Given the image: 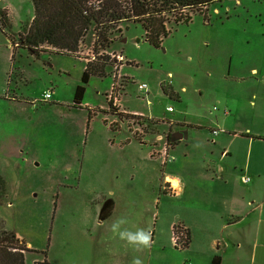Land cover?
I'll return each instance as SVG.
<instances>
[{
	"label": "rangeland",
	"instance_id": "rangeland-1",
	"mask_svg": "<svg viewBox=\"0 0 264 264\" xmlns=\"http://www.w3.org/2000/svg\"><path fill=\"white\" fill-rule=\"evenodd\" d=\"M241 6L252 10L251 21L259 27L256 15L257 10L264 8V0L213 2L207 12L191 14L188 23H173L174 15H169L166 28L170 32L159 47L145 41L141 24L124 25L105 50L120 53L131 63L124 64L119 72L120 76L128 78L121 82L119 90L121 109L141 114L150 125L155 123L160 133L156 138L164 139L169 122L191 120L197 112L204 116L218 112L219 108L212 105L207 94L200 96L196 91L198 81L193 80V76L198 68L195 61L198 56L204 59L209 55L206 42L221 32L228 13L238 12L246 17ZM2 7L7 9L9 25L0 27V54L9 51L11 62H1L4 66L0 71V96L10 80L4 73L7 68L8 73H14L10 96L14 94L18 100L0 98V177L3 180L0 232H14L17 241L28 246L23 252L25 264L44 260L47 264H80L86 243L81 246V240L73 238L76 232L70 231L68 225L76 224L88 212L103 210V204L87 206L91 199L119 204L118 213H123L127 210L125 204H130V211L136 216L149 219L150 215L157 216L163 198L172 196L156 189L147 200L144 198L145 184L155 180L151 172H141L145 164L141 157L151 152L154 138L136 135L134 127L129 131L126 124L119 122L127 117L125 114L117 115L118 118L106 113L113 81L112 64L107 61L104 76L89 77L84 86L83 108L52 104V100L42 103L46 90L58 86L61 91L68 92L69 87L75 89L81 84L79 61L71 56L45 53L39 55L42 65L28 50L11 45L7 37L16 36L27 26L33 15V5L30 0H6L0 2ZM92 42L89 33L84 38L82 52L85 56L93 52L96 57L93 63L100 66L103 61L98 54L103 50L98 46L93 48ZM30 57L33 60L26 61ZM51 57H56L55 63L69 71L53 72L47 66ZM80 66L82 69L83 65ZM22 67L26 71L23 76L19 71ZM139 83L146 84V94L137 91ZM167 107L173 112H168ZM114 123L121 126L116 133L108 128ZM143 127L146 128V124ZM182 128L184 126L175 124L172 132ZM169 157L175 163L177 155L173 152ZM115 168L122 178L118 183L112 171ZM160 168L157 167L159 174ZM156 181L155 188L159 179ZM167 204L176 207L173 204L177 202L171 200ZM168 210L171 208L166 212L162 210L159 218L173 217L174 213ZM84 240L87 238H82V242Z\"/></svg>",
	"mask_w": 264,
	"mask_h": 264
},
{
	"label": "crops",
	"instance_id": "crops-1",
	"mask_svg": "<svg viewBox=\"0 0 264 264\" xmlns=\"http://www.w3.org/2000/svg\"><path fill=\"white\" fill-rule=\"evenodd\" d=\"M241 7L246 17L238 12L228 13L226 23L221 24V32L206 42L209 55L204 59L198 56L195 61L198 68L193 76V80L198 81L196 91L200 96L207 94L209 101L212 105L216 104L219 111L212 116L197 112L191 120L169 122V130L163 134L166 138L186 133L185 139L174 141L168 150V156L173 152L177 155L175 163L169 157V161L162 165L161 158L151 156L162 149L166 140L156 143V136L160 133L155 123L150 125L147 122L143 129L144 136L154 139L151 152L141 157L145 161L141 172H151L155 180L145 184L144 198L147 200L156 189L157 192L158 189L162 191V183L167 181L177 183L178 193L171 198H163L157 216L150 215L149 219L136 216L130 211V204H125L127 210L118 213L116 208L119 204L91 199L87 206L103 204V210L100 213L88 212L76 224L68 225L70 231L76 232L73 238L81 240V246L86 243L83 263L80 264H132L136 258L143 264H211L216 256L221 257V264H264V8L257 10L258 27L251 21L252 10ZM208 9L207 6L203 13ZM7 40L10 43L9 36ZM45 53L52 54L39 53L33 58L38 61L39 55ZM10 57L9 51L0 54V71L4 66L1 62L7 63ZM55 58H48L50 63L47 64L53 72L69 71L56 64ZM31 59L27 58L26 61ZM77 60L83 74L86 63L80 58ZM80 64L83 65L82 69ZM19 71H22V76L26 74L23 67ZM4 73L10 77L3 92L9 93L6 99L18 100L14 94L10 96L11 76L14 73H8L7 68ZM75 89L69 87L68 92L61 91L58 86L51 89L52 104L71 106ZM181 91H184V87ZM119 113L128 117L119 121L127 125L131 119L129 115L133 113L120 106ZM114 124L108 128L116 133L121 126ZM175 124L184 128L172 132ZM127 129L130 130L128 125ZM158 166L161 167L160 174ZM112 171L115 183L121 181L119 170L115 168ZM244 177H248L249 182L244 183ZM158 179L159 184L155 188L153 186H156ZM171 200L177 202L173 204L176 207L167 206ZM168 208H171L169 212L174 213L173 217L159 218L161 211L166 212ZM118 220L125 221L120 225L121 231L148 232L149 246L145 249L120 240L111 231V226ZM175 221L182 223L189 233L188 246L183 251L173 249L170 243L171 227L176 224ZM85 237L87 240L83 243L82 238Z\"/></svg>",
	"mask_w": 264,
	"mask_h": 264
},
{
	"label": "trees",
	"instance_id": "trees-1",
	"mask_svg": "<svg viewBox=\"0 0 264 264\" xmlns=\"http://www.w3.org/2000/svg\"><path fill=\"white\" fill-rule=\"evenodd\" d=\"M30 1L33 5L32 19L16 36L9 35L10 44L28 50L31 55L49 52L78 58L76 54L79 51V46L89 33L93 41V48L98 46L102 50H107L114 42V36L120 34L127 23L141 24L145 41L154 47H159L163 38L167 37L170 32L166 28L169 15H174L173 23H188L191 20V14L196 11L203 13V10L211 3L222 0ZM188 12L191 13L187 14ZM7 18V10L1 9L0 27L4 28L9 25ZM43 45L51 47L52 50L41 48ZM100 59L103 61L100 66L93 63L96 60L85 64L81 84L76 87L71 107L83 108L81 102L84 86L90 76L97 75L101 77L105 75L108 58L100 57ZM124 80L128 79L123 77L122 83L126 82ZM32 104L35 105L33 102ZM108 112L114 116L123 115L118 113L110 102L106 113ZM122 119L126 120L128 117ZM143 121L144 124L147 123L146 120ZM139 122L141 121H137L136 124L144 126L142 122ZM128 128L131 129V125H128ZM167 139L171 147V144L175 142H172L170 137H167ZM2 190L3 180L0 177V192ZM17 240L18 238L14 232H0V264H25L23 252L27 248L21 240L19 242ZM188 242L189 233L185 248H187ZM19 246H23L24 249ZM36 264H47V262L44 260L36 262ZM211 264H221V257H214Z\"/></svg>",
	"mask_w": 264,
	"mask_h": 264
},
{
	"label": "built area",
	"instance_id": "built-area-1",
	"mask_svg": "<svg viewBox=\"0 0 264 264\" xmlns=\"http://www.w3.org/2000/svg\"><path fill=\"white\" fill-rule=\"evenodd\" d=\"M83 42L80 44L79 46V51L77 52L76 56L82 60L85 61V63L87 62H93L95 60V55L93 54V52L91 53V55H87L85 56V54L82 52L83 49ZM92 47H93V43H92ZM41 48H47L52 50L51 47H47V45H43L41 46ZM98 57H107L108 61L112 64V87H111V92L110 94L107 96V102L112 103V106L117 109L118 113H119V90L122 88L121 86V82H122V78L124 76H120L119 72L120 69L122 68V66L125 65H129L130 62L126 61L125 58L120 54V53H116V52H107L105 50L101 51L98 54ZM137 91L139 93L142 94H146L147 93V86L145 83H139L137 85ZM4 98H7L8 92H5L3 94ZM43 98V102L42 103H46L50 100L51 98V89L48 91H45L44 94L42 95ZM35 103V102H33ZM168 111H171V108L168 109ZM124 113V112H121ZM131 117V119H129L127 125H131V127H134V133H136V135H140L141 137H143L144 132L142 131L143 126L137 125V121H142L145 117L142 116L141 114H136L133 113L131 115H129ZM131 130V129H130ZM213 134H216L215 131H213ZM263 136H264V132H263ZM165 142L163 144V147L160 151H158L157 153L153 152L152 153V157H156L158 156L159 158H161L162 160V165L166 164L169 161V156H168V150L170 148V143L168 142L166 136H165ZM162 140H164V138L162 137H157L156 138V143L161 142ZM242 181L244 183L249 182V178L248 177H244L242 179ZM162 191L164 193H168L169 195H176L178 193V185H174L172 184L170 181H167L165 183H162V187H161ZM188 240V231L187 228L182 224V223H176L174 225H172L171 227V236H170V243L173 249L177 250V251H182L185 250V245L186 242Z\"/></svg>",
	"mask_w": 264,
	"mask_h": 264
},
{
	"label": "clouds",
	"instance_id": "clouds-1",
	"mask_svg": "<svg viewBox=\"0 0 264 264\" xmlns=\"http://www.w3.org/2000/svg\"><path fill=\"white\" fill-rule=\"evenodd\" d=\"M125 223L124 220H118L111 226L113 234L118 235L119 239L125 241L127 244L132 246L148 247L150 243V234L144 230H137L135 232L121 231L120 225ZM132 264H143V262L136 258L133 259Z\"/></svg>",
	"mask_w": 264,
	"mask_h": 264
},
{
	"label": "water",
	"instance_id": "water-1",
	"mask_svg": "<svg viewBox=\"0 0 264 264\" xmlns=\"http://www.w3.org/2000/svg\"><path fill=\"white\" fill-rule=\"evenodd\" d=\"M136 42L138 43L139 40H136ZM185 138H186V133H177L171 137V141L174 142Z\"/></svg>",
	"mask_w": 264,
	"mask_h": 264
},
{
	"label": "bare ground",
	"instance_id": "bare-ground-1",
	"mask_svg": "<svg viewBox=\"0 0 264 264\" xmlns=\"http://www.w3.org/2000/svg\"><path fill=\"white\" fill-rule=\"evenodd\" d=\"M174 182V183H173ZM172 183L176 186L177 185V183L175 182V181H173Z\"/></svg>",
	"mask_w": 264,
	"mask_h": 264
}]
</instances>
